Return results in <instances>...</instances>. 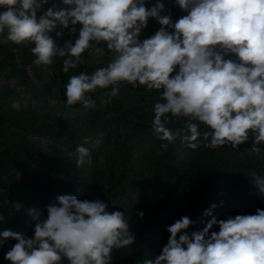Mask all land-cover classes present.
I'll list each match as a JSON object with an SVG mask.
<instances>
[{
  "label": "clouds",
  "instance_id": "clouds-1",
  "mask_svg": "<svg viewBox=\"0 0 264 264\" xmlns=\"http://www.w3.org/2000/svg\"><path fill=\"white\" fill-rule=\"evenodd\" d=\"M48 2L0 0V45H31L32 64L42 68L63 58L65 73L85 55L107 51L103 66L68 76L66 106H90L98 90L108 104L122 85L144 88L158 95L150 126L166 142L162 148L177 135L168 127L170 117L183 119L181 142L189 149L202 142L213 149L264 147V0H172L186 13L175 22L159 15L161 0H59L60 6L43 10ZM149 18L160 27L140 39ZM64 29L76 37L58 43L52 33L60 37ZM75 155L77 167L92 162L83 144ZM251 181L264 194V175L252 172ZM215 207L203 212L210 219L202 230L188 232L196 221L186 216L166 226L160 254L143 264H264V210L217 219ZM45 211L43 219L32 212L31 237L0 231V238L15 241L4 255L10 264H61L62 257L67 264H110L114 249L134 242L128 216L99 199L57 195ZM213 226L218 231L210 232Z\"/></svg>",
  "mask_w": 264,
  "mask_h": 264
},
{
  "label": "trees",
  "instance_id": "trees-1",
  "mask_svg": "<svg viewBox=\"0 0 264 264\" xmlns=\"http://www.w3.org/2000/svg\"><path fill=\"white\" fill-rule=\"evenodd\" d=\"M161 2L159 15L173 22L186 14L172 0ZM53 4L60 6L59 0H49L42 9ZM159 27L149 18L139 38L150 37ZM52 36L63 43L75 39L76 33L64 29L62 36ZM30 47L0 45V231L31 237L32 212L45 218L46 206L55 203L57 195L99 199L109 211H123L134 234L130 247L113 250L110 264H143L160 254L169 236L166 226L181 216L196 221L187 229L191 232L202 230L210 219L203 212L213 204L217 219L264 210V194L251 181L252 172L264 175V147L258 152L250 144L213 149L202 142L189 149L181 142L183 119L170 117L168 127L177 135L162 148L166 142L154 137L150 126L158 99L153 90L122 85L108 104L97 98L103 94L98 90L90 106L65 105L68 76L103 66L107 51L85 55L84 63L65 73L63 58L48 67L33 65ZM35 69L48 73L46 83L33 79L30 71ZM81 144L90 148L92 162L77 167L75 148ZM138 212H143L142 218ZM14 243L0 238V264H10L4 255ZM61 264H67L63 257Z\"/></svg>",
  "mask_w": 264,
  "mask_h": 264
},
{
  "label": "rangeland",
  "instance_id": "rangeland-1",
  "mask_svg": "<svg viewBox=\"0 0 264 264\" xmlns=\"http://www.w3.org/2000/svg\"><path fill=\"white\" fill-rule=\"evenodd\" d=\"M30 74L33 76V79L36 81H41L46 83L49 79L48 73L43 69H35L30 71Z\"/></svg>",
  "mask_w": 264,
  "mask_h": 264
}]
</instances>
